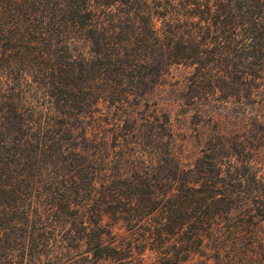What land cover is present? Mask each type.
Wrapping results in <instances>:
<instances>
[{"label":"trees","instance_id":"1","mask_svg":"<svg viewBox=\"0 0 264 264\" xmlns=\"http://www.w3.org/2000/svg\"><path fill=\"white\" fill-rule=\"evenodd\" d=\"M228 1L178 5L195 6L192 15L207 25L198 30L219 25L224 34ZM159 6L170 9L172 0ZM152 19L148 0H0V264H185L222 252L225 232L234 233L223 221L238 213L264 221V176L259 209L234 207L237 196L216 185L231 184L221 170L215 166V185L198 183L169 142L124 151L121 118L107 129L111 145L103 137L78 152L69 143V120L107 92L116 95L113 105L139 89L137 70L156 43L164 69L178 55V47L165 52L167 34L160 37ZM114 148L115 158L103 156ZM160 163L173 170L163 174Z\"/></svg>","mask_w":264,"mask_h":264},{"label":"rangeland","instance_id":"2","mask_svg":"<svg viewBox=\"0 0 264 264\" xmlns=\"http://www.w3.org/2000/svg\"><path fill=\"white\" fill-rule=\"evenodd\" d=\"M42 1L46 4L48 0ZM180 1L172 0L169 9L159 6L163 0H148L159 36L165 31L168 38L167 32L174 29L182 37L163 40L165 52L167 46L173 52L181 49L169 60L171 64L163 68L167 60L156 43L152 59L137 70L134 84L139 89L134 86L113 105L116 95L107 92L89 111L69 120L73 131L69 143L78 152L99 144L103 137L111 145L114 141L107 129L114 130L115 118H121L124 129H120L118 142L125 145L124 151L135 153L133 147L139 142H169L182 165L195 170L198 183L215 185L216 166L225 182L233 184H216L237 196L231 205L259 209L263 191L259 178L264 176V35L259 23L264 25V9L259 8V0H229L230 31L218 33L215 28L219 25H211L209 34L198 30L207 25L192 15L195 6L183 8ZM84 45L80 42L79 49ZM160 69L159 75L151 76ZM109 85L115 83L106 87ZM168 119L170 131L166 130ZM116 151H106L103 156L113 159ZM134 157L141 155L137 152ZM161 170L167 174L173 169L166 165ZM228 224L234 225V233L225 232L219 255L195 254L185 264H264V221L238 213L222 222Z\"/></svg>","mask_w":264,"mask_h":264}]
</instances>
